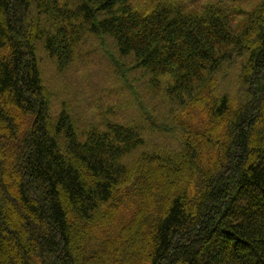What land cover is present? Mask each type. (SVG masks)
Segmentation results:
<instances>
[{
  "label": "trees",
  "instance_id": "16d2710c",
  "mask_svg": "<svg viewBox=\"0 0 264 264\" xmlns=\"http://www.w3.org/2000/svg\"><path fill=\"white\" fill-rule=\"evenodd\" d=\"M136 2L0 0V264H264V0ZM98 38L179 109L171 153L135 156L149 120L100 99L79 54Z\"/></svg>",
  "mask_w": 264,
  "mask_h": 264
},
{
  "label": "rangeland",
  "instance_id": "374dc122",
  "mask_svg": "<svg viewBox=\"0 0 264 264\" xmlns=\"http://www.w3.org/2000/svg\"><path fill=\"white\" fill-rule=\"evenodd\" d=\"M136 3L139 9H145L148 2L147 0H138ZM88 44H90L88 47L93 48L88 49V47H86V49H82L79 54L86 60V65L90 62L92 65H98L96 69V71H98L96 77L97 81L94 85L97 87L96 89H101L103 85L105 88L109 89L108 93L105 95L101 91L99 95L100 99L105 102L117 100L115 105L125 104V107L128 102L127 104L130 106L127 105L125 112H123L126 115L124 118L132 116L133 112H139L140 115L138 114V116L141 117V115H145L146 120H149L148 122H138L143 125L142 127L145 132L147 145L136 152L135 156L144 152H151L157 148L162 150V153L165 152V149H167V152L171 153L172 148L178 143L176 140L180 133V130L174 126L172 118L179 112V109L173 102L169 101L170 99L165 97L163 90H155L147 86L143 81L146 78H144L142 72L132 60H121L119 58L111 40L98 38L94 39L92 42H88ZM98 49H100L101 52L98 51ZM39 57L42 79L50 103V113L52 118L55 119L60 114L61 108L68 102V99H66V97L64 98L65 91L62 84V76L57 70L56 63L49 59L41 48ZM111 58L115 60L117 67L115 72L119 70V78L116 80L110 78L106 80L103 78L105 76V71L107 70L108 72L107 68L111 65ZM105 59H108L109 63L105 62ZM234 63L232 66L228 65L226 67L225 65L220 72L223 73L219 76V89L224 90L225 93H229V95L234 94L241 88L239 81L241 66L240 64ZM228 67L229 69H227ZM87 68L88 66L86 69ZM78 74L81 73H79L78 65H75V68L72 69L69 74H66V77H75ZM103 79L106 80L108 84H104L105 81ZM89 94H93L96 98L99 97L95 90H91ZM129 102H131V104ZM115 105L111 108L116 107Z\"/></svg>",
  "mask_w": 264,
  "mask_h": 264
}]
</instances>
